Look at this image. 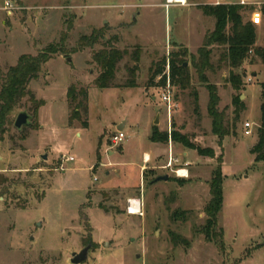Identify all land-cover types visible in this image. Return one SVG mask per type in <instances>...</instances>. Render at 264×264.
<instances>
[{
  "label": "rangeland",
  "instance_id": "rangeland-1",
  "mask_svg": "<svg viewBox=\"0 0 264 264\" xmlns=\"http://www.w3.org/2000/svg\"><path fill=\"white\" fill-rule=\"evenodd\" d=\"M215 1L167 7L166 0H0V82L23 54L60 48L30 82V93L12 111L0 140V264H73L72 253L90 243L82 264H264V162L251 153L261 123L264 63L247 61L238 70L243 87L235 90L228 81L231 68L222 59L224 47L212 46L216 70L205 75L218 87L224 124L235 125L220 143L208 111L207 84L193 57L216 21L200 5ZM262 2L254 0L249 5L255 10L244 12L256 25L258 44L264 43ZM98 31L105 36L83 47V36ZM109 40L128 54L118 64L113 86L99 88L94 80L101 69L94 55ZM180 48L188 51L184 64L191 82L186 88L174 85L178 106L171 118L151 67ZM135 65L137 86H126ZM71 85L77 93L89 88L88 109L80 106L81 117L72 122L82 98L69 97ZM238 95L246 107L236 120ZM21 111L31 115V124L18 129L14 123ZM125 120V140L114 145L117 124ZM247 121L251 134L245 133ZM155 128L168 133L169 142L178 132L198 146H215L216 157L199 163L204 159L191 150L172 167L160 168L168 161L169 145L152 140ZM176 143L181 151L188 148ZM145 152L159 157L145 163ZM219 165L224 203L213 227L223 230V247L210 241L205 229L211 179ZM180 168L190 175L179 176ZM165 174L168 180L155 181ZM131 199L141 203L139 213V208L129 211Z\"/></svg>",
  "mask_w": 264,
  "mask_h": 264
},
{
  "label": "trees",
  "instance_id": "trees-1",
  "mask_svg": "<svg viewBox=\"0 0 264 264\" xmlns=\"http://www.w3.org/2000/svg\"><path fill=\"white\" fill-rule=\"evenodd\" d=\"M203 12L207 16L215 18V28L209 31L205 38L203 45L199 48L197 54L193 55L195 60V67L200 72L202 80L207 84L209 91L208 111L213 118V132L219 137L220 143L224 138L235 132L234 126L230 127L225 125V118L219 110L220 95L218 94V87L216 84L211 83L205 71H215L216 65L212 60V46L218 45L224 47L222 59L228 61L231 68L228 81L232 84L235 90H240L243 87V76L238 70L247 62H256L260 59L264 63V46H257V31L256 25L251 20H245L244 12L247 10L254 11L255 7L243 3H220V4H203L200 5ZM264 16V3L261 8ZM102 31L93 33L90 36H83V47L95 45L101 38H103ZM108 46L97 51L94 55L95 62L100 66L101 72L94 80L95 86L99 88H108L113 86V80L116 75L117 67L120 61L128 54V50H122L115 47L112 41L105 42ZM179 51H172L168 59L156 63L151 67L152 82H155L158 76L162 75L167 65L170 67V76L174 85L188 87L191 82L189 69L185 66V58L188 54L187 48H180ZM60 52V48L51 45L40 51L37 55L23 54L18 63L11 66L7 73L0 82V140L3 139L7 131V125L11 121V113L17 107L19 102L27 96L30 92L28 86L33 79L38 78L43 65L49 61L54 54ZM135 60L139 61L138 52L135 53ZM156 67V68H154ZM138 70V65L130 67L129 71L131 79L126 86H137L135 73ZM166 82L164 76L155 85L162 86ZM262 103H261V123L258 128V140L251 149V153L255 155L256 162H264V82L262 83ZM77 88L71 85L69 88V97L73 101H77L79 97L82 98L71 115V122L75 118H80L81 113L79 107L84 106L87 111L89 88H81L77 93ZM44 104V101L39 102V107ZM235 106V117L238 120L241 112L245 109L246 105L241 100L240 95L233 98ZM83 126L89 125L87 120L83 121ZM153 141L168 142L170 136L168 133H161L155 128L151 136ZM172 141L181 142L186 147L196 150L200 155L208 157H216L213 148H204L191 142L186 136L178 132H173L171 135ZM224 179L222 165H219L214 170L211 179V199L208 202L205 212L209 218V225L205 227L207 237L210 241H215L219 246H224V232L223 230H216L213 226L217 227L219 215L223 209L224 203ZM214 228V231L212 230Z\"/></svg>",
  "mask_w": 264,
  "mask_h": 264
},
{
  "label": "built area",
  "instance_id": "built-area-1",
  "mask_svg": "<svg viewBox=\"0 0 264 264\" xmlns=\"http://www.w3.org/2000/svg\"><path fill=\"white\" fill-rule=\"evenodd\" d=\"M243 4H249L251 2H253L254 0H241ZM221 2L219 0L215 1L214 4H220ZM174 4H179V5H187L188 4V0H166V6H171ZM259 18V17H258ZM256 18L255 21L258 19ZM166 77V82L164 85L161 86V95H162V100L164 102H166L167 104V108H168V114L169 116L172 118V112L174 110V108H176L178 106V103L175 101L174 99V95H173V88H174V84L172 83L171 80V76H170V67L169 65H167V69L166 71L158 76V79L161 80L163 77ZM245 133L246 134H251L252 133V123L247 121L245 123ZM112 142L114 145H121L122 142L125 140V133L123 130H118L113 136H112ZM68 160H74V158L71 156L69 158H67ZM167 167H172V161L168 163ZM181 170H186V169H177L176 173L179 176H187L188 173L186 174H181ZM132 201L133 199H131L129 201V211L131 213H133L131 206H132ZM141 209V203L139 204V211L137 213L140 212ZM135 214V213H133Z\"/></svg>",
  "mask_w": 264,
  "mask_h": 264
},
{
  "label": "crops",
  "instance_id": "crops-1",
  "mask_svg": "<svg viewBox=\"0 0 264 264\" xmlns=\"http://www.w3.org/2000/svg\"><path fill=\"white\" fill-rule=\"evenodd\" d=\"M220 1V0H219ZM221 2V1H220ZM261 2V1H260ZM222 3V2H221ZM225 3H228V4H231V3H242V1L241 0H239V1H229V2H225ZM263 3V2H262ZM211 4V3H210ZM261 17V16H260ZM264 44V43H263ZM263 44H258V43H256V45L257 46H262ZM260 61V60H259ZM257 63H259V62H254V63H250L251 65H254V64H257ZM226 77L225 76H223V79H225ZM246 97V99L248 98V96L246 95L245 96ZM153 98L154 99H156V97L155 96H153ZM158 120H159V125L161 124V119L160 118H158ZM123 123H125V126H123V129H121V130H123L124 131V129L126 128V126H127V123H128V121L127 120H125ZM158 125V127H159V130L160 131H164V129H162L160 126ZM119 127H122V124H117V129L119 128ZM119 130V129H118ZM116 133V132H115ZM257 140H258V138H257ZM257 140H256V142H257ZM255 142V143H256ZM168 143V145H169V157H168V161L164 164H161L159 167L161 168H163L165 165V167H167V165H168V163L169 162H171L172 161V166L174 165V164H176L177 162H180V158L179 157H181V156H183V157H189L190 156V151L192 150V151H196V150H194V149H191V148H187L186 150H183V151H181V148L179 147V145H177V143L175 142H173V141H168L167 142ZM255 145V144H254ZM213 148L215 149V146H213ZM216 150V149H215ZM197 152V151H196ZM217 152V151H216ZM198 153V152H197ZM199 154V153H198ZM200 155V154H199ZM157 157H159L158 155L157 156H155V157H153V156H151L148 152H145V154H144V162L145 163H147L148 161H151V160H153L154 158H157ZM201 157L204 159L202 162H199V163H203V162H206V160L207 159H209V160H213L214 158H212V157H207V156H203V155H201ZM185 161H186V163L188 164V165H193L194 164V162H192V161H190V160H186L185 159ZM168 168V167H167ZM141 169H144V165H142V168ZM182 169H186L187 170V172H188V175L187 176H189L190 175V170L188 169V168H182ZM224 173L226 174V172H225V170H224Z\"/></svg>",
  "mask_w": 264,
  "mask_h": 264
},
{
  "label": "water",
  "instance_id": "water-1",
  "mask_svg": "<svg viewBox=\"0 0 264 264\" xmlns=\"http://www.w3.org/2000/svg\"><path fill=\"white\" fill-rule=\"evenodd\" d=\"M71 60V59H69ZM187 65V63H185V66ZM159 120L157 119L156 122H158ZM31 124V115L27 112V111H21L15 120V127L18 129H22L23 126L26 125H30ZM123 126H125V123L122 124V127H119L118 129L121 130L123 129ZM43 158L46 159L47 155H43ZM169 175L165 174V175H161L159 176L157 179H155V181H159V180H168ZM107 244V243H106ZM91 248V243L89 245H87L83 250H81L80 252H73L72 253V263L73 264H82L89 255V251Z\"/></svg>",
  "mask_w": 264,
  "mask_h": 264
},
{
  "label": "bare ground",
  "instance_id": "bare-ground-1",
  "mask_svg": "<svg viewBox=\"0 0 264 264\" xmlns=\"http://www.w3.org/2000/svg\"><path fill=\"white\" fill-rule=\"evenodd\" d=\"M180 173L181 174H186L188 172H187V170H181ZM138 208H139V202H138V200H133L132 201V206H131V209H132L133 213L137 212Z\"/></svg>",
  "mask_w": 264,
  "mask_h": 264
}]
</instances>
